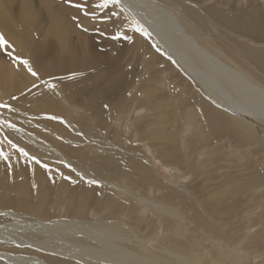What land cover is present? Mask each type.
I'll list each match as a JSON object with an SVG mask.
<instances>
[{
  "label": "bare ground",
  "instance_id": "6f19581e",
  "mask_svg": "<svg viewBox=\"0 0 264 264\" xmlns=\"http://www.w3.org/2000/svg\"><path fill=\"white\" fill-rule=\"evenodd\" d=\"M77 2L0 0V264H264V0Z\"/></svg>",
  "mask_w": 264,
  "mask_h": 264
},
{
  "label": "rangeland",
  "instance_id": "374dc122",
  "mask_svg": "<svg viewBox=\"0 0 264 264\" xmlns=\"http://www.w3.org/2000/svg\"><path fill=\"white\" fill-rule=\"evenodd\" d=\"M55 2H65L66 0H54ZM77 1V0H76ZM78 3V2H77ZM84 29V28H83ZM88 36H90V37H92V36H95L96 34H97V32H96V30H93V31H90V30H87V31H85V30H83ZM125 36H129L128 34H126V35H123V36H121V37H119L118 39H117V42H116V46L113 48V49H107V47H103V51H101V52H103V55H104V61L102 62V65L104 66V65H107L108 64V62L111 60V58L120 50V49H122L123 48V46H125V44H128V43H130V41L129 40H127V39H125ZM146 38H147V40L148 41H150V43L154 46V48L157 50V51H159V52H162L161 50H160V48L155 44V42L148 36V35H146ZM100 39V38H99ZM98 39V40H99ZM101 41H102V44H105V40L104 39H100ZM5 48H3V47H0V57L1 58H3V56L5 57L7 54V49L5 50ZM164 55H165V53L164 52H162ZM6 58V57H5ZM125 60H121L120 61V64L122 65V66H125L124 64H123V62H124ZM133 64L131 65V66H139L136 62H132ZM101 65V66H102ZM18 93H15V92H12L11 94H10V96L8 97V99L6 98V99H1V102H0V127H1V129H0V133H2V134H0L2 137H3V139L4 140H2V137L0 136V144H2V145H0V151L2 152V153H4L8 158L7 159H4L2 156H0V164L1 165H3V168L6 170V171H8V173H9V171H10V173H11V170H12V166H13V163H20L21 165H22V167H23V165L25 166L24 168H26V166L28 167L27 169H30V165L31 166H34V165H41V162H39V158L37 157H35V156H33V154H28V156H22L21 154H20V152H19V149L21 148L19 145H17V144H14V145H17L16 147H13L12 145V142L11 143H9V141H11L9 138H8V135H7V132H9L8 130H11L12 131V128L13 127H10L9 125H13L12 123H11V121L13 120V121H15L14 119H12V116L9 114V111H10V113H12L13 111V109H14V107H13V105H11V103H9V100H10V102H15V101H17V99H18ZM13 97H15V99H13ZM4 105H8V107H5ZM13 108V109H12ZM12 111V112H11ZM10 116V117H9ZM12 119V120H11ZM11 120V121H10ZM2 128L3 129H5V130H3V132H2ZM14 128H18V127H14ZM13 128V129H14ZM14 129L15 131H17L18 132V130L19 129ZM5 141V142H4ZM8 141V142H7ZM6 143V144H5ZM4 145H7V149L5 150L4 149ZM10 145V146H9ZM1 147H2V149H1ZM18 153V154H17ZM20 154V155H19ZM9 155H10V157H9ZM16 156V157H15ZM31 157H35V159L36 160H31L30 158ZM20 160H19V159ZM10 159V160H9ZM22 160V161H21ZM22 163H21V162ZM36 162V163H34V162ZM38 161V162H37ZM2 162V163H1ZM12 163V164H11ZM41 166H43V164L41 165ZM42 168H46L45 166H43ZM28 171V170H27ZM28 173L31 175L32 174V172L30 173V171H28ZM31 186V185H30ZM32 187V186H31ZM208 242V243H207ZM206 243H207V247L209 248L210 247V242L209 241H206ZM247 264H254V259L250 256V259H249V261L247 262Z\"/></svg>",
  "mask_w": 264,
  "mask_h": 264
},
{
  "label": "snow or ice",
  "instance_id": "6c2138e0",
  "mask_svg": "<svg viewBox=\"0 0 264 264\" xmlns=\"http://www.w3.org/2000/svg\"><path fill=\"white\" fill-rule=\"evenodd\" d=\"M68 3H72L73 0H67ZM113 5L115 7H120V0H99L98 3H95L94 6H90V3H74L73 7H75L78 11L82 12L84 14L85 18H90L93 21L99 19H102L104 21H107L110 19L111 16H117L119 15V13L117 12H111L110 14H106L103 17H98L97 14V9L100 10L101 12H103L105 9H107L109 7V5ZM75 19V18H74ZM80 26V25H78ZM133 27H135V30L137 32H140L142 35H148L147 30L143 28L142 25H139L138 22H134ZM85 31H87V28L84 29ZM98 32H100L101 35H103L104 33L97 28L96 29ZM121 35H123V33H121L120 31H117L115 33V35L112 37L113 39H117L119 38ZM125 39L131 41L132 37L130 36H125ZM6 44H8V41L5 40V38L3 37L2 34H0V47L5 46ZM10 46V45H9ZM9 56H12V53L9 52L8 53ZM14 62H19V64H21L24 68L27 69V71L33 76V77H38V73L32 68L30 62L27 59H22L19 56H16L13 58ZM13 99H15V97H13ZM5 107H8V105H4ZM54 119H56L57 117H53ZM10 127H15V125H9ZM9 143H11V141H9ZM13 147H16V145H12ZM19 152L22 156H28V154L25 152V150L23 148L19 149ZM0 156H2L4 159H7L8 157L0 152ZM30 159H35V157H31ZM38 162V161H37ZM46 167V166H45ZM77 175H80L79 173H77ZM68 178V177H66ZM89 184H99L100 182L98 180L95 179H90L87 181Z\"/></svg>",
  "mask_w": 264,
  "mask_h": 264
}]
</instances>
